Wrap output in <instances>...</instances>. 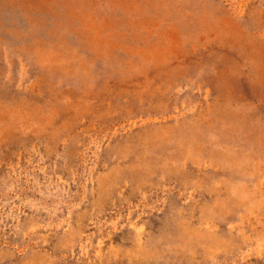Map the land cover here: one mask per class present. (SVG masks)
Returning <instances> with one entry per match:
<instances>
[{
  "label": "rangeland",
  "instance_id": "1",
  "mask_svg": "<svg viewBox=\"0 0 264 264\" xmlns=\"http://www.w3.org/2000/svg\"><path fill=\"white\" fill-rule=\"evenodd\" d=\"M0 264H264V0H0Z\"/></svg>",
  "mask_w": 264,
  "mask_h": 264
}]
</instances>
